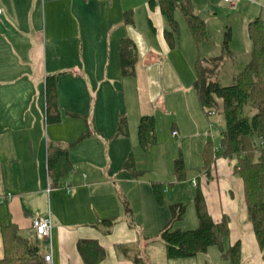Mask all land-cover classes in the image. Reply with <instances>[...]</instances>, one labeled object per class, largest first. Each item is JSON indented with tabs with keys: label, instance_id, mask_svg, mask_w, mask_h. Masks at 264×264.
<instances>
[{
	"label": "crops",
	"instance_id": "0c3cea01",
	"mask_svg": "<svg viewBox=\"0 0 264 264\" xmlns=\"http://www.w3.org/2000/svg\"><path fill=\"white\" fill-rule=\"evenodd\" d=\"M192 4L195 12L196 0ZM0 6V202L20 233L31 237L34 220L49 217L51 238L39 247L52 264H85L81 241L103 249L98 264H228L215 246L193 258H167L158 234L170 221L169 206L183 203L165 196L166 212L150 191L151 183L164 179L147 178L138 169L152 158L138 145L141 117L155 121L156 143L149 150L163 140L164 126L179 143L203 142L213 129L193 87H172L169 73L192 68L196 79L201 60L189 62L183 54L192 49L193 57L196 42L189 28L191 42L181 34L180 11L174 13L178 37L170 46L158 0H0ZM120 40L130 43L133 58V74L127 76L120 66ZM52 79L57 110L48 113L46 87ZM55 112L58 122L49 120ZM122 118L126 129L118 134ZM58 152H66L69 170L55 179L49 165L55 156L63 158ZM128 161L132 169L126 170ZM203 170L196 182L190 177V187L200 193L214 223L229 219L224 250L239 241L241 264H264V247L247 221L242 181L232 163L220 158L209 173ZM171 175L180 182L173 169ZM66 184L69 195L62 189ZM164 188L166 183L163 194H168ZM194 192H188L186 205L194 216L185 222L184 213L175 229L197 227ZM105 219L110 223L101 222Z\"/></svg>",
	"mask_w": 264,
	"mask_h": 264
},
{
	"label": "trees",
	"instance_id": "16d2710c",
	"mask_svg": "<svg viewBox=\"0 0 264 264\" xmlns=\"http://www.w3.org/2000/svg\"><path fill=\"white\" fill-rule=\"evenodd\" d=\"M162 15L166 18L169 29L164 32L166 41L173 46L178 37V24L174 18L175 11L183 15L190 33L196 43L205 39V23L194 12L192 0H158ZM248 37L252 45L248 61L233 77L228 85H222L216 78V72L222 66L224 57L229 53V33H225L222 55L209 60H197L196 79L193 82L200 106L207 116L222 114L224 126L219 128V152L207 142L201 154L203 169L209 173L217 159H225L232 163V172L242 181V198L247 221L260 248L264 247V24L255 18L248 25ZM130 43L120 40L118 44L120 66L123 76L133 74V58L129 51ZM48 113L57 110L55 101V84L53 79L47 82ZM246 111V114H245ZM56 113V112H55ZM54 113V114H55ZM58 122L56 113L49 117ZM117 133H125L124 118L117 124ZM138 145L146 152L156 143L155 121L152 116H143L139 120ZM88 137L87 132L81 139ZM50 160L49 168L55 179L62 177L69 170L66 152H58ZM130 161V160H129ZM129 161L125 169H132ZM132 161V160H131ZM176 181L185 178V167L179 157L173 162ZM152 192L158 205L163 204V184L151 183ZM194 207L198 225L195 229H175L174 224L180 221L185 213V205L181 203L169 206L170 221L158 234L164 244L168 259L193 258L204 254L208 248L215 246L228 264H241L240 243L224 250V239L229 236V219L223 217L221 222L214 223L208 213L203 199L198 192L194 197ZM102 223H110L102 220ZM0 233L3 243V257L0 264H46L35 233L31 237L23 236L11 222L5 202H0ZM78 250L85 264H98L104 259L103 249L92 241H81ZM136 263L138 260H134Z\"/></svg>",
	"mask_w": 264,
	"mask_h": 264
},
{
	"label": "rangeland",
	"instance_id": "374dc122",
	"mask_svg": "<svg viewBox=\"0 0 264 264\" xmlns=\"http://www.w3.org/2000/svg\"><path fill=\"white\" fill-rule=\"evenodd\" d=\"M195 12L205 23V39L199 43H195L194 47L196 49L193 57L192 49H187L185 51L186 54H183L186 55L189 62H192V59L194 62L197 58L204 60L206 58L212 59L220 57L223 53L222 48L225 33H229V53L223 58L225 65L220 73L221 75L219 76L220 83L222 85H228L232 81L230 74L237 73L249 59L252 49V45L248 37L249 23L255 18H259V20L264 24V0H253L251 3H240L236 8L229 7L223 2V0H196ZM177 18L181 23V34L183 35V33H185L191 42V36L185 21L179 13H177ZM198 46L199 53H197ZM226 73L227 78L225 77ZM169 76L173 82L172 87L182 89L190 84V88L192 89V84L195 80V73L192 68H190L189 71L182 68L179 70L176 69V71L169 73ZM127 111L128 113H131L129 107ZM209 121L213 125V129L208 132L207 137H204L205 140L203 142L193 139L179 143L177 140L169 138V135H167L168 126H164V132L163 134L161 133L163 140L156 145L157 147L149 150L154 146L153 145L148 148V155H151L152 158L150 160L143 159L147 160L146 163L143 162L140 164L139 168H137L143 175L147 176V178L151 177L155 180L164 179L165 182L159 181V183L163 185L166 183V188L164 189L169 192L168 194H162L163 199L166 196L169 202L181 201L185 206L188 205V192H194V190L190 187V177L194 175V181H197L196 177L199 175L198 171H200V168H203L201 154L207 141L212 143V148L215 151L218 150L220 146L218 129L224 126V117L222 114L218 113L212 116ZM179 157L183 161L185 173H188L189 178L175 184L173 182L174 179L172 180L171 173L173 169V162ZM211 171H213V169ZM143 188V185H141L142 190ZM151 190L152 188L150 191ZM195 194L196 192H194V195ZM163 206L167 212V204L164 205L163 203ZM185 213V222H188L191 220L192 216H194L193 207L191 205L186 206ZM212 264L215 263L212 262Z\"/></svg>",
	"mask_w": 264,
	"mask_h": 264
},
{
	"label": "built area",
	"instance_id": "2783aa9c",
	"mask_svg": "<svg viewBox=\"0 0 264 264\" xmlns=\"http://www.w3.org/2000/svg\"><path fill=\"white\" fill-rule=\"evenodd\" d=\"M223 2L231 8H235L239 3H251L253 0H223ZM2 15V8L0 6V16ZM174 135L176 133H173ZM65 194L69 195L71 192V187L69 185L62 186ZM9 195L6 200L9 199ZM33 230L38 241H47L51 238L52 224L49 217L38 218L33 222ZM46 264H52L51 255L44 256Z\"/></svg>",
	"mask_w": 264,
	"mask_h": 264
}]
</instances>
